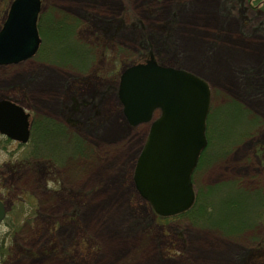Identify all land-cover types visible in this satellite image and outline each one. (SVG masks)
Listing matches in <instances>:
<instances>
[{"label": "rangeland", "instance_id": "1", "mask_svg": "<svg viewBox=\"0 0 264 264\" xmlns=\"http://www.w3.org/2000/svg\"><path fill=\"white\" fill-rule=\"evenodd\" d=\"M11 3L0 0V28ZM38 26L37 54L0 65V99L19 102L34 122L26 143L0 133V198L8 211L0 264H264L256 193L264 183L253 152L264 144V4L42 0ZM147 53L210 86L209 146L194 177L199 191L211 190L207 223L198 209L159 216L136 188L151 123L130 124L116 90L124 67ZM77 103L85 110L76 112ZM112 122L118 138L94 137ZM74 136L76 146L68 143ZM120 148L123 158L109 165ZM99 167L104 175L91 179ZM236 179L242 182L232 186ZM226 181L229 193L221 189Z\"/></svg>", "mask_w": 264, "mask_h": 264}, {"label": "water", "instance_id": "2", "mask_svg": "<svg viewBox=\"0 0 264 264\" xmlns=\"http://www.w3.org/2000/svg\"><path fill=\"white\" fill-rule=\"evenodd\" d=\"M40 9L41 0H13L0 30V65L19 63L36 54L41 42L37 26ZM119 95L132 125L149 122L159 111L138 158L134 179L157 213L175 215L193 201L191 173L207 144L209 85L185 69L158 64L151 56L122 72ZM29 115L17 103L0 99V133L27 142ZM5 214L0 200V222Z\"/></svg>", "mask_w": 264, "mask_h": 264}, {"label": "flooded vegetation", "instance_id": "3", "mask_svg": "<svg viewBox=\"0 0 264 264\" xmlns=\"http://www.w3.org/2000/svg\"><path fill=\"white\" fill-rule=\"evenodd\" d=\"M29 113H30V120H31V127H32L34 122L32 120V114H31L30 111H29ZM208 146H209V143L207 144L205 149L202 150V152H201V154L199 156V159H198L197 166L194 168V170L191 173V181L193 183V189H194V192H195V195H196V202L198 201V198L200 196L201 197V200L199 201L200 203H203L207 199L208 193H207V190H206V192H204V191L202 192V191H199L196 188V186L194 184V179H195L194 177H196V172H197L198 166H200L203 163V158L206 155L205 153H206V151L208 149ZM231 150H232V148L231 149H225L223 152L217 154L214 157V159L211 160V161H216V160H220V159L224 158L229 153V151H231ZM253 152H254V157L259 161V169H258V172H256L255 177H257L256 175L258 174L259 179H261L260 182L264 183V144L263 143L255 144L254 148H253ZM211 161H210V163L207 164L208 166H210L213 163ZM224 182L225 181H222V182H219V183H224ZM226 182H229V181H226ZM230 182H232V186H233V184L235 186L238 184V186H239L240 182H242V181L236 179V180H232ZM230 182L227 184L228 186L225 184L224 188H221V189H224L226 192L229 193L228 187L231 185ZM255 191H257V190H255ZM248 192H249V194H251L250 193L251 191H247V193L246 192L244 193V197L249 196ZM256 193L262 195V196H260L262 198H260V200L258 199V201H260V203H261L260 205L264 208V192H256ZM238 194L239 195H243V192H240Z\"/></svg>", "mask_w": 264, "mask_h": 264}, {"label": "bare ground", "instance_id": "4", "mask_svg": "<svg viewBox=\"0 0 264 264\" xmlns=\"http://www.w3.org/2000/svg\"><path fill=\"white\" fill-rule=\"evenodd\" d=\"M211 12H213L214 10H210ZM116 93H117V96L119 97V90H118V87H117V90H116ZM119 99H120V97H119ZM121 100V99H120ZM122 102V101H121ZM77 105H79L78 103L77 104H75L74 106H73V109L76 111V112H81L82 110L84 111L85 110V107H84V104L83 103H80V105L77 107ZM84 107V108H83ZM83 108V109H82ZM74 111V112H75ZM85 114H87V112H85ZM88 116H90V115H88ZM77 123L79 124V125H81V123L80 122H78L77 121ZM95 126L93 125V126H91V127H89L88 125H86L85 126V129L86 130H88V131H90V129H93ZM119 126H117L115 123H113L112 122V124H110L107 128H104L103 130H102V132L100 131V130H98V128L99 127H97L95 130H93L92 131V134L94 135V137H96L97 139H99L100 141H104V140H106L107 138L108 139H116V138H118L119 136H120V131L122 132V130H121V128L119 129L118 128ZM90 128V129H89ZM73 140H75V141H73ZM79 139L76 137V136H74V138L72 137L71 138V140L70 141H68V143H71L72 144V142H73V145H75L76 146V141H78ZM145 144H146V142H145ZM145 144H144V146H143V148H142V150L144 149V147H145ZM141 150V151H142ZM123 156H124V149L123 148H120V149H116L115 151H114V154H113V158H112V160H110L109 161V165L112 163V162H116V161H119L120 159H122L123 158ZM139 156H140V154H139ZM139 156H138V158H139ZM137 161H138V159H137ZM137 161H136V163H137ZM100 168V169H99ZM99 168H94L93 169V171H91L90 172V174H91V179H97V178H101L103 175H104V171H105V168H103V169H101L102 167H99ZM135 169H136V166H135ZM107 173H109V172H107ZM110 174V173H109ZM107 175V174H106ZM134 175H135V173H134ZM112 176V175H111ZM110 177V176H109ZM141 195V194H140ZM142 196V195H141ZM145 200V199H144ZM93 206V205H92ZM93 207H97V206H93ZM92 207V208H93ZM90 226L92 227V224L90 223ZM234 234H240L239 232L238 233H234ZM140 243V239H139V241L137 242V241H135V244L137 245V244H139ZM132 245H133V242H131V244L129 243V244H127V248H130L129 250H131V248H132ZM110 252H112V249H110ZM103 257H101V259H102ZM103 260V259H102Z\"/></svg>", "mask_w": 264, "mask_h": 264}, {"label": "trees", "instance_id": "5", "mask_svg": "<svg viewBox=\"0 0 264 264\" xmlns=\"http://www.w3.org/2000/svg\"><path fill=\"white\" fill-rule=\"evenodd\" d=\"M252 3H253V0H250ZM258 3L259 4H264V0H258ZM258 6V4L256 5ZM57 24V23H56ZM59 27L63 26V28H65V25L64 24H57ZM151 53H147L145 54L143 57H141L143 60H145L146 58H148L150 56ZM212 189V188H211ZM203 192V191H202ZM211 193V190H209L208 192V195H211L209 194ZM201 200V197L199 196L198 198V201L196 202L195 206L193 207L192 210H189L186 214H189L191 211H194L196 209H198V211H195L194 213L197 214V216H199V219L200 217H205L206 216V220H204V222H207V220L209 219L208 217H210V214L207 215L206 214V211L207 213H210V209H211V204L207 202V199L203 202V203H200L199 201ZM197 212V213H196ZM203 219V218H201Z\"/></svg>", "mask_w": 264, "mask_h": 264}]
</instances>
